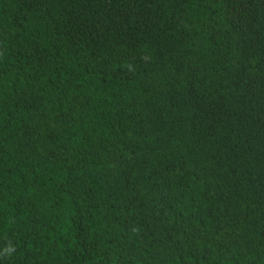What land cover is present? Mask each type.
<instances>
[{"label":"trees","instance_id":"trees-1","mask_svg":"<svg viewBox=\"0 0 264 264\" xmlns=\"http://www.w3.org/2000/svg\"><path fill=\"white\" fill-rule=\"evenodd\" d=\"M0 264H264V0H0Z\"/></svg>","mask_w":264,"mask_h":264}]
</instances>
